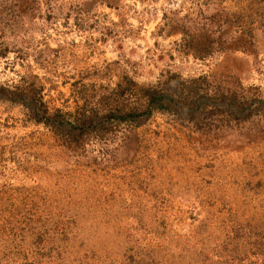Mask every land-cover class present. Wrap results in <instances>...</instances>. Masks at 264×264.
Listing matches in <instances>:
<instances>
[{"label": "rangeland", "instance_id": "374dc122", "mask_svg": "<svg viewBox=\"0 0 264 264\" xmlns=\"http://www.w3.org/2000/svg\"><path fill=\"white\" fill-rule=\"evenodd\" d=\"M0 264H264V0H0Z\"/></svg>", "mask_w": 264, "mask_h": 264}, {"label": "trees", "instance_id": "16d2710c", "mask_svg": "<svg viewBox=\"0 0 264 264\" xmlns=\"http://www.w3.org/2000/svg\"><path fill=\"white\" fill-rule=\"evenodd\" d=\"M165 97L169 99V96L168 95H162V94H157V93H154V94L153 93H150V94H148L147 101H148L149 104L157 103V102L161 101L162 99H164ZM169 100H171V98ZM203 101H204V99H203ZM33 115H34V118L37 119V121H38V119H40V120L41 119H44L43 117L38 116L36 113H34ZM47 119L48 118H46L45 121H47Z\"/></svg>", "mask_w": 264, "mask_h": 264}]
</instances>
